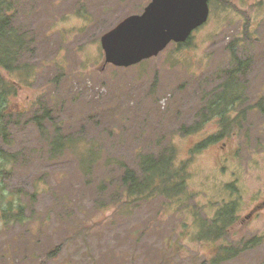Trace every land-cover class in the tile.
<instances>
[{"label": "rangeland", "instance_id": "rangeland-1", "mask_svg": "<svg viewBox=\"0 0 264 264\" xmlns=\"http://www.w3.org/2000/svg\"><path fill=\"white\" fill-rule=\"evenodd\" d=\"M9 1L24 51L0 71L18 159L3 182L28 206L0 264H213L221 248L236 254L217 264H264V0L212 1L185 43L128 68L103 67L100 38L151 0ZM167 148L185 192L123 196L124 166Z\"/></svg>", "mask_w": 264, "mask_h": 264}, {"label": "trees", "instance_id": "trees-1", "mask_svg": "<svg viewBox=\"0 0 264 264\" xmlns=\"http://www.w3.org/2000/svg\"><path fill=\"white\" fill-rule=\"evenodd\" d=\"M4 4H7L8 9L11 3L9 0H0V71L6 70L11 72L19 68L17 63L19 56L24 51V42L23 36L10 27L8 17H5V14H3L5 11ZM11 90L12 85L7 84L0 74V230L8 225L24 224L27 221L25 212L28 205L23 200L26 196L25 193L9 191L3 182L4 176L11 173L12 168L18 160L16 153L5 149L7 146H11L8 129V123L14 116L13 111L10 110L11 106L8 104ZM261 110L264 112V108H261ZM41 116L46 118L48 114L45 112ZM34 120L38 123L39 130L43 132L39 118L36 117ZM210 142H212V139L199 145L196 149L198 150ZM52 145L56 150L63 148L60 137L56 138L52 142ZM175 160L174 150L167 148L157 157L151 155L141 156L139 174L124 166L120 182L123 188V196L150 198L157 194L168 197L171 195H182L185 192L187 174L184 166H178ZM37 196V192L29 195V202H34ZM230 211L227 212L229 213ZM228 219L231 221V214H229ZM212 224L215 225H210L213 227V231H215L212 237L218 238L224 231V228L218 226L215 221ZM229 250L224 248L219 249V254L212 261L213 264L233 258L236 253L232 254Z\"/></svg>", "mask_w": 264, "mask_h": 264}, {"label": "water", "instance_id": "water-1", "mask_svg": "<svg viewBox=\"0 0 264 264\" xmlns=\"http://www.w3.org/2000/svg\"><path fill=\"white\" fill-rule=\"evenodd\" d=\"M215 0H151L139 15H132L103 34V67L128 68L157 56L170 43L183 44L209 17Z\"/></svg>", "mask_w": 264, "mask_h": 264}]
</instances>
